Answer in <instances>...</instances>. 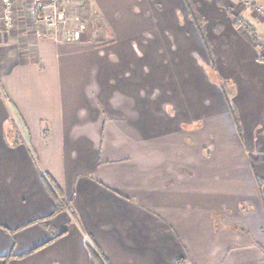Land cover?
Segmentation results:
<instances>
[{
  "label": "crops",
  "instance_id": "0c3cea01",
  "mask_svg": "<svg viewBox=\"0 0 264 264\" xmlns=\"http://www.w3.org/2000/svg\"><path fill=\"white\" fill-rule=\"evenodd\" d=\"M13 2L12 26L0 19V264H97L84 235L108 264H264V18L238 0H95L104 34L67 42ZM190 9L233 83L241 136L198 68Z\"/></svg>",
  "mask_w": 264,
  "mask_h": 264
},
{
  "label": "rangeland",
  "instance_id": "374dc122",
  "mask_svg": "<svg viewBox=\"0 0 264 264\" xmlns=\"http://www.w3.org/2000/svg\"><path fill=\"white\" fill-rule=\"evenodd\" d=\"M44 1H46V0H44ZM94 1L95 0H64V2L66 3V6H67V13H66V16H65V19L67 21L65 20L66 21L65 25L68 24L69 22H71L73 14L79 13L84 18V20L86 22V28H85V30L83 32L85 38L91 39V40H93V42H97V39L100 36L99 34H102L103 32L99 31L98 27L96 26L98 24V22H96L97 18L94 17L93 13H92L93 12V8H95L94 4H93ZM238 1H239L241 6L250 7V8H252V10L256 14H258V12H256L255 9H254V4H252L251 0H248V3H245L244 0H238ZM1 2H2V0H1ZM2 6H3V4L1 3V9H0V13L1 14H2ZM30 6H31V4H30ZM14 7H15V4L13 3V9H14ZM31 8L33 10V7H31ZM1 14H0V19H1ZM1 21H2V19H1ZM35 22L37 24L36 20H35ZM42 27H44L43 24H42ZM216 28H215V30L217 31ZM53 35L56 38H60L61 37V39H62L60 30L58 32H54L53 31ZM208 45H209V49L211 51V54H210L211 58H210V56L208 54L207 47L205 46L204 47L205 50H206V56H204L205 60H203L202 58H199L200 59L199 60L200 63H198V68H199L200 71L201 70L203 72L205 71V74L208 75L210 77V79H212L215 82L216 85L217 84L219 85L220 90H221L222 95H223V99L225 100L224 102H226V105L228 106L229 102L231 103V108L229 106L228 107L230 109V112L232 113L236 131H237L238 135L241 136L240 123L238 121V116H237L236 111L234 109L235 106H234V104L232 102V92H233V89H234L233 83L230 80L224 79L223 77H221L219 75L218 70H217V66H216V62H215V58H214V55H213V52H212V49H211V46H210V44H208ZM156 48H157L156 50L159 49L158 47H156ZM261 48H263V47L258 44L259 55L263 56L262 53L260 52ZM234 113L237 116V123L235 122ZM248 146H249V144H248ZM209 149L210 148H208L207 146L205 147V150L209 151ZM54 188L56 190V187H54ZM56 194L58 195L59 203L61 201H64L63 198L60 197V195H61L60 192L59 193L56 192ZM84 239H85V242H86V246L92 242V240L89 238L88 235H84Z\"/></svg>",
  "mask_w": 264,
  "mask_h": 264
},
{
  "label": "built area",
  "instance_id": "2783aa9c",
  "mask_svg": "<svg viewBox=\"0 0 264 264\" xmlns=\"http://www.w3.org/2000/svg\"><path fill=\"white\" fill-rule=\"evenodd\" d=\"M248 3V0H244ZM34 11V19L37 23L43 24L45 27L52 29L54 32L61 31L62 40L71 42L78 41L86 28L84 18L75 13L71 22L66 23L67 6L64 0H29ZM13 0H2L1 19L6 28H10L13 23ZM254 9L264 18V9L254 4ZM66 20V21H65ZM61 28V29H60ZM59 29V30H58ZM257 44L262 46L260 52L264 55V41L258 40Z\"/></svg>",
  "mask_w": 264,
  "mask_h": 264
},
{
  "label": "trees",
  "instance_id": "16d2710c",
  "mask_svg": "<svg viewBox=\"0 0 264 264\" xmlns=\"http://www.w3.org/2000/svg\"><path fill=\"white\" fill-rule=\"evenodd\" d=\"M190 16H191L192 20L194 21V23L196 24V26H197V28H198L201 36H202L203 42L207 47L208 54L210 56L211 51L209 49V45L205 39V35H204V31H203L204 20L198 14H196V12H194L191 9H190ZM210 58H211V56H210ZM228 106L231 108L230 102H229ZM234 118H235V122L237 123V116L235 113H234ZM48 189H49L50 194L55 198V200L58 201V195L56 194V192L59 193L60 192L59 189L56 188V190H55V188L52 189L51 187H49ZM58 203H59V201H58ZM95 247L97 248V246L93 242H91L90 244L87 245L88 251L90 252V255L93 258V260L97 264H108L104 255L102 254V252H100V250L98 248H97L98 249L97 250ZM10 256H12V255H8L6 257H10Z\"/></svg>",
  "mask_w": 264,
  "mask_h": 264
}]
</instances>
